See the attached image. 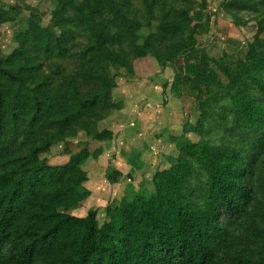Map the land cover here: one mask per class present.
Returning <instances> with one entry per match:
<instances>
[{
	"label": "trees",
	"instance_id": "16d2710c",
	"mask_svg": "<svg viewBox=\"0 0 264 264\" xmlns=\"http://www.w3.org/2000/svg\"><path fill=\"white\" fill-rule=\"evenodd\" d=\"M198 4L57 0L52 28L29 20L0 61V264H264V0L222 3L238 27L252 12L258 33L246 60L226 64L203 51L195 76L180 81L207 95L195 129L201 139L178 143L177 164L155 173L152 191L109 205L100 225L96 210L70 211L90 199L84 166L101 151L83 149L62 166L35 160L121 107L109 97L120 68L134 74L136 59L174 64L194 52ZM18 15L0 8V22ZM211 63L229 81L218 90ZM212 129L231 138L215 143L206 137ZM238 136L251 146L231 144Z\"/></svg>",
	"mask_w": 264,
	"mask_h": 264
},
{
	"label": "rangeland",
	"instance_id": "374dc122",
	"mask_svg": "<svg viewBox=\"0 0 264 264\" xmlns=\"http://www.w3.org/2000/svg\"><path fill=\"white\" fill-rule=\"evenodd\" d=\"M197 1L199 4L192 15L203 27L199 28L194 52L185 55L184 60V56L176 60L177 66L159 63L149 56L134 60V74L120 68L119 75L115 77L116 87L111 90L109 97L115 105L121 107L112 109L108 118L88 131H82L77 137L54 145L48 154L35 158L36 161L46 159L50 166H62L71 155L83 149H88L92 155L101 151L99 157L92 156L84 166L90 174L86 187L92 196L70 211L73 215L83 217L89 211L96 210L102 225L109 205H119L127 194L153 190L152 179L155 173L171 169L177 164V145L182 139L195 143L200 141L201 137L195 129L200 118L199 106L207 95H199L180 81L189 78L188 75L196 68L197 57L203 51L209 52L215 40L219 41L215 44H218L217 53L219 50L223 53L218 57L221 60L216 61L234 64L246 60L248 44L253 42L258 33L259 18H255L252 12L244 13L248 23L238 27L234 17L221 8L222 3L228 0H210L207 9L200 5L203 0ZM56 7L57 0H0V8L3 10L19 9V15L14 21L0 22V61L8 59L16 50L17 38L27 31L31 18L36 19L44 28H52ZM156 25L157 22H154L153 30ZM148 31L143 30L141 35L145 37ZM211 66L217 74V77H212L211 85L218 90V83L224 85L229 81L214 63ZM176 72L180 74V79L175 76ZM166 81L168 83L165 85ZM105 130L113 133L112 140L100 141L96 138ZM220 132L212 129L206 137L215 143L226 142L231 138ZM232 139L231 144L236 146L243 143L251 146L239 136ZM67 147L70 153L66 151ZM114 172L122 174L118 182L111 180Z\"/></svg>",
	"mask_w": 264,
	"mask_h": 264
},
{
	"label": "crops",
	"instance_id": "0c3cea01",
	"mask_svg": "<svg viewBox=\"0 0 264 264\" xmlns=\"http://www.w3.org/2000/svg\"><path fill=\"white\" fill-rule=\"evenodd\" d=\"M208 3H210V0H208ZM193 16V15H192ZM213 36H211V37H209V38H212ZM216 42H214L213 44H211L212 46H210V48H209V52H207L208 53V56L210 57V58H214V60H221V58L220 59H218V57H219V55H221L222 56V52L219 50V54L217 53V50H218V47H216L217 45H215L216 43H218L219 41H217V40H215ZM220 45V44H219ZM216 58V59H215ZM184 59H186V56H184L183 57V60ZM213 60V59H212ZM181 61V60H180ZM171 65H173V64H171ZM174 66H177V63H174ZM173 66V67H174ZM196 69V68H195ZM194 69V71L192 72V74H190V75H188L189 76V78H190V76L191 77H194L195 76V74H196V70ZM175 71H176V69H175ZM174 71V72H175ZM180 75V74H179ZM178 74H177V72H176V74H175V76L177 77V79L179 78L180 79V76H179ZM176 77H175V79H176ZM188 78V77H187ZM168 83V81H166V83H165V85ZM156 92V91H155ZM92 196V195H91Z\"/></svg>",
	"mask_w": 264,
	"mask_h": 264
}]
</instances>
